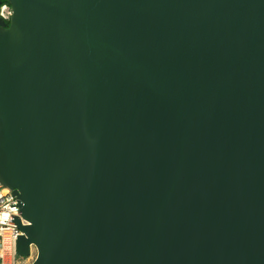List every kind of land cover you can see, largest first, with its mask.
<instances>
[{
  "label": "water",
  "instance_id": "1",
  "mask_svg": "<svg viewBox=\"0 0 264 264\" xmlns=\"http://www.w3.org/2000/svg\"><path fill=\"white\" fill-rule=\"evenodd\" d=\"M7 1L17 254L264 264V0Z\"/></svg>",
  "mask_w": 264,
  "mask_h": 264
},
{
  "label": "built area",
  "instance_id": "2",
  "mask_svg": "<svg viewBox=\"0 0 264 264\" xmlns=\"http://www.w3.org/2000/svg\"><path fill=\"white\" fill-rule=\"evenodd\" d=\"M0 16L9 19L12 14L11 5L4 4L1 7ZM11 188L0 183V261L2 264H15L17 254V235H21L23 231L17 224L10 223L11 215H17L19 207L10 206L17 203ZM23 223L27 221L23 220ZM32 254V253H31ZM30 254V255H31Z\"/></svg>",
  "mask_w": 264,
  "mask_h": 264
},
{
  "label": "rangeland",
  "instance_id": "3",
  "mask_svg": "<svg viewBox=\"0 0 264 264\" xmlns=\"http://www.w3.org/2000/svg\"><path fill=\"white\" fill-rule=\"evenodd\" d=\"M36 254H37L36 249L32 248V254L31 255L26 256V257H21L18 255L16 257V263L15 264H31L34 261Z\"/></svg>",
  "mask_w": 264,
  "mask_h": 264
},
{
  "label": "trees",
  "instance_id": "4",
  "mask_svg": "<svg viewBox=\"0 0 264 264\" xmlns=\"http://www.w3.org/2000/svg\"><path fill=\"white\" fill-rule=\"evenodd\" d=\"M4 4H9L10 3L7 1V0H2V2H0V11H1V7L4 5ZM1 15V14H0ZM0 264H1V261H0Z\"/></svg>",
  "mask_w": 264,
  "mask_h": 264
}]
</instances>
